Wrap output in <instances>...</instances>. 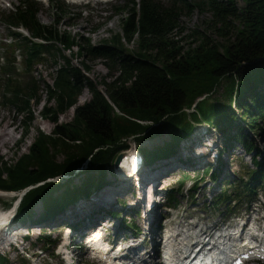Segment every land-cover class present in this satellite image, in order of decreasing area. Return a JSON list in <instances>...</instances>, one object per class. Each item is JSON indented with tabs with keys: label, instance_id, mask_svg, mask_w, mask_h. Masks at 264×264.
I'll return each mask as SVG.
<instances>
[{
	"label": "trees",
	"instance_id": "obj_1",
	"mask_svg": "<svg viewBox=\"0 0 264 264\" xmlns=\"http://www.w3.org/2000/svg\"><path fill=\"white\" fill-rule=\"evenodd\" d=\"M241 1L242 6L238 7L236 0H171L169 5L159 0H131V6L128 3L117 7V13L123 16L122 26L121 32L111 38L112 44L107 41L94 44L89 37L72 35L56 24L41 22L36 0H22L15 6L3 24L9 28V35L22 45L23 63L18 68L17 56L9 61L8 56L2 57L6 61L3 67L7 69L0 67L4 76L0 78V105L21 117L25 137L38 119L34 104L39 105L46 93L47 101L39 116L54 123L52 133L38 130L29 151L15 162H0V190L29 188L16 221L33 223L44 230V224L64 212L71 202L104 186L116 157L129 148L128 138L133 137L141 145L149 138L168 133L169 139L162 144L137 147L144 166H153L176 154L183 140L187 142L183 152L185 149L189 153L199 142L193 138L199 125L208 127L209 133L215 128L224 137L223 148L213 158L214 165H220L223 154L229 156L231 144L238 142L256 166L240 164L245 177L240 180L241 187L238 184L233 188L236 197L230 198L228 191H222L216 203L228 204L244 196L253 200L259 190H264V162L259 160L260 149L250 134L264 133V0ZM64 6L59 1L53 3L56 10L68 14ZM207 7L224 25L227 17L239 21L234 37L223 43H210L196 31L199 45L185 49L172 35L178 27L180 13ZM123 41L137 43V51L127 52ZM74 46L78 47V56L103 59L118 74L110 81L107 77L100 81L91 79L87 75L91 67L84 60L80 65L74 62ZM45 60L53 62L55 67L52 83L32 74L37 71L36 65ZM13 70L17 76L22 72L23 79H12ZM101 84L105 86L102 91ZM220 85L223 98L213 96ZM85 88L91 98L78 105ZM201 96L205 97L198 100ZM71 108H74L72 121L59 123V116ZM59 155H63L61 161L57 160ZM193 155L185 157L183 162L193 165L197 158ZM78 173L83 177L80 185L74 183ZM208 173L215 183L222 184L212 167L204 168L201 173L195 172L196 184L189 190L192 197ZM61 175L68 177L47 181ZM165 191L170 206L179 204L178 196L182 192L179 187ZM37 202L42 204L43 211L34 218ZM123 209L121 213L113 209L112 217H121V222L125 215L132 218L133 210L124 214ZM135 213L138 215L139 211ZM130 226L134 225L126 228ZM43 234L40 232L54 250L57 240ZM8 262L7 255L0 253V264Z\"/></svg>",
	"mask_w": 264,
	"mask_h": 264
},
{
	"label": "rangeland",
	"instance_id": "obj_2",
	"mask_svg": "<svg viewBox=\"0 0 264 264\" xmlns=\"http://www.w3.org/2000/svg\"><path fill=\"white\" fill-rule=\"evenodd\" d=\"M22 0H0V67L6 66V61L2 60L3 56H8V61L12 60L13 57H18V60L21 62V59H23L24 50L22 49V45L15 41L10 35H9V28L3 24V20L5 17L10 14L12 11H14V7L21 4ZM63 3L65 6V9L68 11V14H62L60 10H56L55 7H53V3ZM131 0H85V2L80 3H73L70 0H39V6H40V12L38 14L39 19L41 22L49 25H55L60 30H67L72 35H82L84 37L91 38L92 42L94 44L100 43L102 41H107L108 43L112 42L110 41L111 38L116 35L117 33L121 32V26H122V14L117 13V7H124L128 3H130ZM162 3H165L167 5L171 4V0H159ZM192 1L193 0H189ZM194 1H202V0H194ZM237 6H242L241 0H236ZM132 4L130 3V6ZM126 16V13L124 14ZM226 24H222L219 20H217L211 9L208 7L205 9H196L191 12L182 11L180 13V16L178 18V27L173 32L174 40L179 41L180 45H183L185 49L191 48V47H197L200 43L198 35H196V31L202 34L203 36L207 37L208 41L211 43L216 42H226L230 37H234L235 32L234 28L235 26L239 25V21L235 17H227ZM20 31H23L22 29H19ZM25 32V31H23ZM26 33V32H25ZM194 36V37H193ZM197 36V37H195ZM124 48L127 52H135L137 51V43H128L126 41H123ZM21 49V50H20ZM74 62L78 65L79 63L84 60L86 64H88L91 67V71L87 73L89 77L93 80L100 81L102 78L107 77V80L110 81L113 79V75L118 72H115L116 69L113 67H110V64L108 62H105L103 59H91L89 57H83L78 56L77 51L78 47L74 46ZM67 55H70V51H66ZM49 57V55L46 57V59ZM45 60L42 63H39L36 65L37 71L33 72L37 79L41 78L45 80L48 83L53 82V73L55 71V67L53 62ZM16 62V67H22L23 62ZM107 63V64H106ZM9 67H12L10 65ZM4 70H6V67H3ZM15 69V68H14ZM14 77L12 79L22 80L23 77H20L22 72H18L20 75H16V70H13ZM1 80L4 78L3 74H0ZM1 84V81H0ZM100 89L105 88L103 84ZM44 88V86H42ZM1 89V85H0ZM223 87L220 85L217 89V91L213 94V96L221 97L223 98L222 92ZM205 96H201L198 98V100L203 99ZM91 98L90 91L85 88L82 92V94L78 98V105L83 104L87 102ZM47 101L46 93L42 96V101L39 105L34 104L36 108V114L38 115V119L34 122L30 132L27 134V136H22L23 131V123L21 121V117H17V113H15L12 109L8 108L7 106H1L0 105V135L4 133H9L11 135V140L6 145H4L0 150V162L8 161V162H15L22 154L27 153L29 151V148L31 144L35 141L37 137L38 130H41L42 132L48 134L52 133L54 128V123L51 121H48L46 119H42L39 116V111L42 109V105L44 102ZM1 102V98H0ZM193 108L189 109L188 111H192ZM74 116V108H71L67 112L61 114L59 116V123H67L71 122ZM264 122V120L262 121ZM264 127V125H262ZM208 127H205V125H199L194 130L193 138H196V136H201L202 139L206 142L207 145L210 144V150L206 151L205 158H200L194 161L192 163L193 165H189L188 163H184L183 159L190 154L193 153L190 151L189 153L184 149L183 147L185 144V141L183 140V144L179 147L176 154L169 157L168 159L161 160L157 163H155L153 166H141L136 172L134 177L139 173H143L142 175L150 174L153 178L157 175L159 179L158 181V192L156 193L154 191V201L155 205L157 206L158 213V222L161 223V232H162V225L164 224V221L166 220V215L171 216L169 214L168 209L164 206L166 204L167 200L165 197V190L166 188H174L177 189L178 183L179 184H185L186 180L193 179L195 180L194 173L195 172H202L204 168L212 167L214 169V174L218 175V178H220L221 185L218 183H215L212 180L211 174H205V178L203 181L198 185V187L195 190V196L192 197L190 195V191H186V185L183 187H180L179 190L182 191L179 193V204L176 205V209H173L174 213L177 214L178 217L173 218L175 221L180 220L184 218H191L193 222L199 221V225L203 226L205 221L209 224H212L213 221L217 220H225L227 217L231 216L233 212H243L246 208V205L248 204L249 197L242 198L240 201L237 202H228V204H222V203H216V197L223 191H228L230 198L236 197L237 191H233V188H235L238 184L241 183L240 180L242 177H245L243 173L241 172L242 167H240V164H248L252 168H255L256 166L251 161V155L246 154L244 151V148L242 147V144L238 142H233L231 152L229 156L228 154L222 156L223 162L220 165H214V156L216 157V153H218V149L223 148L224 143V137L223 135L217 131L215 128L211 130V132H206ZM236 130L235 128L233 131ZM251 138L255 141V143L258 145V149L260 154L258 156L259 160L264 162V133L261 132L257 135H254L252 133ZM169 139L168 133H163L160 136L156 138H149L145 140V142L141 145H138L134 142V138L130 137L127 139L129 142V150L127 153L131 152L134 147H147V148H153L155 145L162 144L164 141H167ZM190 143V142H189ZM220 144V145H219ZM197 149L201 152H204V150L208 149L206 148L205 144L202 142L197 143ZM221 146V147H220ZM239 146V147H238ZM214 148V149H212ZM181 150L182 152H179ZM126 152V151H125ZM124 151L118 154V156L115 159V166L113 169L108 170V177H107V183L102 185L101 188L98 187L96 189H93L92 192L87 196H81L76 200L71 202L69 205L70 209L74 204H77L78 202H81L82 199L89 198L93 195V193L97 192V190H100V198L105 197V193L109 194L112 193V196H124L125 193H127V198L133 199L134 196L131 194V188L130 186L132 184L131 180H129L128 174L122 171V169L119 170L120 162L124 155L126 154ZM179 152V153H178ZM194 156V155H193ZM210 158V159H209ZM63 159V155H59L57 160L61 161ZM207 160V161H205ZM185 161V160H184ZM223 164V165H222ZM225 166V167H224ZM152 167H155L154 169H150ZM194 168H199L200 171H195ZM82 167L76 170L78 172L81 170ZM193 169V170H192ZM219 169V170H218ZM221 169V170H220ZM81 173H78L76 177H74V183L76 185H80V183L83 180ZM166 175H173L172 178H168L167 180L164 179ZM130 176V175H129ZM170 176V177H171ZM67 175H61L56 178H50L47 179V181H55L59 180L60 178H67ZM181 177V179L178 182L177 179ZM118 182V183H117ZM204 182H206L204 184ZM157 185V182H155ZM145 184V179L142 176V181H140V184L138 185L139 191L142 195L144 193L143 188ZM113 187V188H112ZM117 187V188H116ZM29 189V188H28ZM24 191L22 193H14V192H3L4 194L7 193V195L0 194V209L3 208V210L11 209L15 206L16 203L18 205L20 204L19 199L21 197H24L25 193L28 191ZM238 189V187H237ZM125 190V191H124ZM121 191V192H120ZM143 191V192H142ZM147 191H150V187L147 188ZM147 193V192H146ZM132 195V196H131ZM110 196V195H109ZM255 200L254 202H251V206L254 208L248 212L249 214H253L255 216H260V213H257L258 208H264V190H259L258 193L255 194L253 197ZM102 198L100 204H107L112 199ZM117 199V198H115ZM80 200V201H79ZM257 200V201H256ZM120 201L125 204L121 199ZM87 202V201H85ZM85 202H81V205L79 208H76L77 210H85L89 208L94 201H88V203L84 204ZM113 203V200L110 202ZM237 203V204H236ZM89 204V205H88ZM118 203L115 202V206L113 208L119 209L116 210L119 213L122 212V206L117 205ZM158 204V205H157ZM117 206V207H116ZM66 208L64 212H60L56 215V218L54 220L48 221L45 223L44 230H42L40 227L36 226L35 224L29 222L26 223H20L15 224V214H13L11 219V225H15L14 228L8 229V232L14 231L15 228L18 226H24L25 230L27 229V235H29V242L25 245H20V241H17V244L19 247L15 244H7V243H0V253L6 254L9 262L7 264H63L60 262H64L63 258L61 256L57 255V252L52 247L46 244L44 241V237L40 236V232H43L44 234H47L51 236L53 240H69L66 237L72 235L75 232L79 231L80 229H83L86 226H95L98 224H104L106 222H103L104 219L108 220L110 219L111 225H113V228L117 230L121 226L125 230H129L126 228V222L129 221H135L136 225L138 227L139 222L141 223L142 220V214L141 210L139 209H133L131 212L132 218L127 217V215L123 216L122 222L120 226H116L118 224L117 221H120L121 217H117L115 220L112 219V214L114 211L113 208H104L98 206L96 204V208H94L92 211L86 210L87 212L85 215L82 216H76V217H68L70 210ZM172 208V207H171ZM121 209V210H120ZM97 210V212H96ZM115 210V209H114ZM138 210L139 214L136 215L135 211ZM254 210L256 212H254ZM43 211V206L40 202H37L34 207V218H38L40 214ZM67 212V213H66ZM64 213V214H63ZM115 216V215H114ZM91 217V218H88ZM206 217V219H205ZM88 218V219H87ZM183 218V219H184ZM150 220V218H149ZM232 222V221H230ZM222 223V222H221ZM69 225L71 229V233L68 234V231L66 228H63L64 225ZM108 224V223H107ZM135 226V225H134ZM146 226V225H145ZM145 226L140 227V231L142 232L140 235V238L143 237V233L145 231ZM17 232V231H16ZM160 232V236H161ZM24 234V235H26ZM43 234V235H44ZM11 237V236H10ZM152 238V236H151ZM150 239V237H149ZM159 246L160 249L162 240L161 237H159ZM33 243V246L31 247L29 243ZM62 242V241H61ZM80 244H82L77 239H74L71 243V249L73 252L77 255L76 257L79 259L78 264H98L96 261H92L87 253L80 248ZM146 245L148 248L151 249L152 242L150 240H146ZM25 247L29 248L30 251L27 252V254H24L22 252V249ZM159 250H157L158 255ZM36 254L32 259L28 257V255ZM155 257L156 262L158 264L160 263L159 256ZM26 258H25V257ZM75 257V258H76ZM77 259V260H78ZM65 264V263H64ZM140 264H148L147 262H140ZM249 264H264V263H256L251 262Z\"/></svg>",
	"mask_w": 264,
	"mask_h": 264
},
{
	"label": "bare ground",
	"instance_id": "obj_3",
	"mask_svg": "<svg viewBox=\"0 0 264 264\" xmlns=\"http://www.w3.org/2000/svg\"><path fill=\"white\" fill-rule=\"evenodd\" d=\"M196 138L199 139V142L204 143L206 148H208V149L204 150V152H201L199 150L200 148H198V149L196 148L198 146L196 144L195 146L193 145V147L191 148V151L193 149V153H191V154L196 155V157L199 159L207 157L206 151L210 150V144L207 145L206 142L204 141V139H202L200 135L196 136ZM10 140H11V135L9 133L3 132L0 135V150L4 145H6L8 142H10ZM189 144L190 143H188V145ZM205 161H207V160H205ZM142 174L143 173H140V174L138 173L135 177H130L131 178L130 184H132V185L130 186L131 188H129V189L131 190V194L134 196L133 199L127 198V195H126L127 193H125L124 196L121 195V196L116 197V196H112V193L107 194L108 192L105 193L106 194L105 197L101 196V198H100V190H97V192L93 193V195L91 197L81 200V202L87 201L84 204L88 203V201H91V200H92V202L94 201V203H91L92 205L89 208H87L85 210H83V209L77 210L76 208H79V206L81 205V202H78L77 204L73 203L71 209H70V207L68 208L70 210L68 217H76V216L85 215L87 213L85 211L86 210L92 211L94 208H96L95 207L96 204H98V206H100V207L105 206L104 208L112 209L115 206L114 205L115 202H117L119 205L122 206L121 209L124 208L123 209L124 214L128 213L127 211H132L133 209L141 210V214H142L141 218L143 221L141 223L139 222V225L136 228V230H125L121 226L119 229L122 230V232L117 231V237L119 239L115 243H112L111 241L107 240V246H109L111 251H113L117 246H119V250L117 251V254L119 256L123 257L124 259L128 260L129 261L128 264H140V262H147L148 264H158V262H156L155 257L157 255V250H160L158 248V246H159V240L158 239L160 237V232H161V223L158 222L159 221L158 215L156 214V212L158 213V210H157V206L155 205V201H154L153 197H154V191L156 193L158 192V185H156L155 182H158L160 178H158L157 175L153 178L150 174H148V175H146V174L142 175ZM142 176L145 179V184H144V188H143L144 193H142V195H141L139 188H138V185L140 184V181H142ZM170 176L171 175H166L164 177L165 180H167L168 178H171ZM149 187H150V191H147V188H149ZM1 194H4V193H1ZM4 195H7V193H5ZM102 198H106L105 200L112 199L113 203H110L112 200L111 201L107 200V202H109V203L101 205L100 202L102 201L101 200ZM115 198H117V199H115ZM120 199L125 204H123L120 201ZM113 209L119 210L116 208H113ZM251 209H254V208L251 207ZM14 212H15V209L13 207L11 209H8V210H1L0 209V243L9 244L10 242L15 241L16 236L18 235L19 232L24 233V234L27 233V229L25 230L24 226L16 227L15 232L14 231H12L11 233L7 232V230H6L7 226L10 224ZM96 212H97V210H96ZM254 212H256V211L254 210ZM170 215L171 216H169L167 218V220H165V225L169 231L168 234H170V231H173V229H175L176 227H180V226L187 227L189 229V231H191V234H194L196 232L205 233L208 231H210L212 233L214 232V234H216L221 222H223L222 219L217 220V221H213L212 224H209L208 222L205 221L204 225L200 226L199 221L193 222L191 220V218H184L183 217L184 219L182 218L181 221L180 220L175 221L173 218L178 217L177 214L171 213ZM252 215L253 214H250V216H252ZM88 218H91V217H88ZM149 218H150V220H149ZM205 219H206V217H205ZM103 222H105V219L103 220ZM117 222H118V224H116V226L118 227L121 225V223H120L121 221H117ZM130 224L136 225V222L132 220V221H130ZM99 225H102V223ZM103 225H106V224H103ZM107 225L109 227L112 226L109 223ZM144 226H145V231L143 233V237L140 238V236H138V235H140L142 233L141 231H142V229H144L142 227H144ZM140 227H141V231H140ZM177 230L178 229H175L173 231V233H175V231H177ZM138 231H140V234H138ZM98 235H100V233H97L96 237ZM111 235H112L111 238H113L115 240L113 233ZM151 236H152V238H151ZM149 237H150V239H149ZM167 237H168V240L165 241V244L163 245V247L168 248V247L174 245V248L177 251L182 247L181 241H179V242L174 241L173 239H171L170 235H167ZM147 239L150 240V242H152L151 249H146V248H148L146 245ZM82 240H83V237L79 238L80 242H82ZM94 240H96V239L92 238L88 242L89 248L92 245H94L95 243H97V240L96 241H94ZM163 241H164V239H163ZM10 244H12V243H10ZM261 248L262 249H260V250L255 249L253 252L255 254L260 253V254L264 255V244L261 245ZM87 251H89V249H87ZM167 251H168V255H167V258H168L173 253L170 252V248H168ZM158 254H159V252H158ZM261 259H264V258H261ZM261 263H264V261H262ZM159 264H161V263H159Z\"/></svg>",
	"mask_w": 264,
	"mask_h": 264
}]
</instances>
